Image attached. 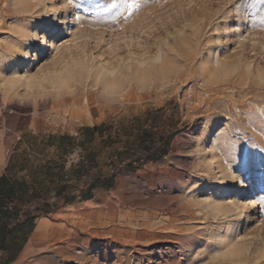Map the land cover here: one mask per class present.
Masks as SVG:
<instances>
[{
  "label": "rangeland",
  "instance_id": "rangeland-1",
  "mask_svg": "<svg viewBox=\"0 0 264 264\" xmlns=\"http://www.w3.org/2000/svg\"><path fill=\"white\" fill-rule=\"evenodd\" d=\"M0 8V264H264V0Z\"/></svg>",
  "mask_w": 264,
  "mask_h": 264
},
{
  "label": "trees",
  "instance_id": "trees-1",
  "mask_svg": "<svg viewBox=\"0 0 264 264\" xmlns=\"http://www.w3.org/2000/svg\"><path fill=\"white\" fill-rule=\"evenodd\" d=\"M156 146L154 147V149ZM146 156L148 158H154L155 154L153 151H147L145 152ZM16 183H12L10 179H8L6 176L0 178V215L3 213L4 210L9 208L10 205L12 204H20L21 203L18 201L16 193ZM35 201V200H32ZM42 201H45V199H42ZM46 204V203H44ZM44 204L38 208H36L34 211L35 212H42ZM48 209H50L49 205H46Z\"/></svg>",
  "mask_w": 264,
  "mask_h": 264
},
{
  "label": "crops",
  "instance_id": "crops-1",
  "mask_svg": "<svg viewBox=\"0 0 264 264\" xmlns=\"http://www.w3.org/2000/svg\"><path fill=\"white\" fill-rule=\"evenodd\" d=\"M9 159H10V156L3 152L2 149H0V178L4 177L5 174H6V169L9 165ZM36 219L34 220V223L35 224H38L40 222V226L41 228L45 227L47 225L46 223V218H43L42 216L39 217V216H34ZM33 238H31L29 241H28V245H27V250H29L30 248L33 247ZM26 260H30L29 263L30 264H43L44 262L41 261L42 259H19V261L17 263H19L20 261H26Z\"/></svg>",
  "mask_w": 264,
  "mask_h": 264
},
{
  "label": "built area",
  "instance_id": "built-area-1",
  "mask_svg": "<svg viewBox=\"0 0 264 264\" xmlns=\"http://www.w3.org/2000/svg\"><path fill=\"white\" fill-rule=\"evenodd\" d=\"M1 16H2V13H1V8H0V20H1ZM2 107V100L0 98V108ZM45 203V201H41L40 204H38L37 206L36 205H30L27 207V210L29 211H34L36 208H38L39 206H42L43 204Z\"/></svg>",
  "mask_w": 264,
  "mask_h": 264
},
{
  "label": "snow or ice",
  "instance_id": "snow-or-ice-1",
  "mask_svg": "<svg viewBox=\"0 0 264 264\" xmlns=\"http://www.w3.org/2000/svg\"><path fill=\"white\" fill-rule=\"evenodd\" d=\"M49 39L55 41V40H57V37L53 35V36H49Z\"/></svg>",
  "mask_w": 264,
  "mask_h": 264
},
{
  "label": "bare ground",
  "instance_id": "bare-ground-1",
  "mask_svg": "<svg viewBox=\"0 0 264 264\" xmlns=\"http://www.w3.org/2000/svg\"><path fill=\"white\" fill-rule=\"evenodd\" d=\"M0 112H1V110H0Z\"/></svg>",
  "mask_w": 264,
  "mask_h": 264
}]
</instances>
